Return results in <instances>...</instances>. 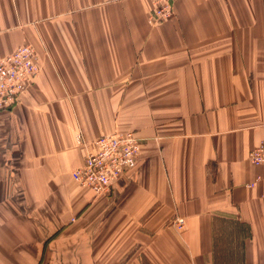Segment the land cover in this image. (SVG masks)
<instances>
[{
  "label": "crops",
  "instance_id": "crops-1",
  "mask_svg": "<svg viewBox=\"0 0 264 264\" xmlns=\"http://www.w3.org/2000/svg\"><path fill=\"white\" fill-rule=\"evenodd\" d=\"M0 0V58L39 74L0 109V264H264V0ZM141 150L111 193L73 172ZM185 226L177 232V217Z\"/></svg>",
  "mask_w": 264,
  "mask_h": 264
},
{
  "label": "built area",
  "instance_id": "built-area-1",
  "mask_svg": "<svg viewBox=\"0 0 264 264\" xmlns=\"http://www.w3.org/2000/svg\"><path fill=\"white\" fill-rule=\"evenodd\" d=\"M154 8L150 23L157 24L174 15L175 0H152ZM34 46L24 44L14 52L0 58V109L11 108L23 92L27 82L39 74ZM98 150L86 156L84 163L74 170L73 178L80 187H87L98 194L111 193L115 182L134 167L141 150L140 139L134 132L112 133L100 137ZM252 163L262 166L264 180V142L249 154ZM173 226L183 230L185 218L177 216Z\"/></svg>",
  "mask_w": 264,
  "mask_h": 264
}]
</instances>
